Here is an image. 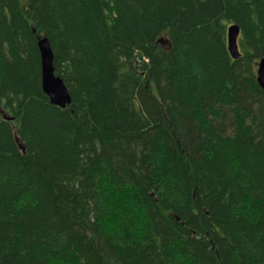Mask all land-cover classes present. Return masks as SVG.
Segmentation results:
<instances>
[{"label":"trees","instance_id":"trees-1","mask_svg":"<svg viewBox=\"0 0 264 264\" xmlns=\"http://www.w3.org/2000/svg\"><path fill=\"white\" fill-rule=\"evenodd\" d=\"M261 59L264 0H0V264H264Z\"/></svg>","mask_w":264,"mask_h":264},{"label":"water","instance_id":"water-1","mask_svg":"<svg viewBox=\"0 0 264 264\" xmlns=\"http://www.w3.org/2000/svg\"><path fill=\"white\" fill-rule=\"evenodd\" d=\"M238 35L239 29L236 25H231L227 28V49L232 59H236L239 55L237 50ZM156 44L164 51H169L171 47L169 40L164 36L158 38ZM37 48L40 55V83L42 92L51 105L63 109L70 104L71 100L63 82L54 74L52 64L53 55L48 40L45 37L39 38L37 41ZM256 76L257 84L261 88H264V59H261L258 63ZM15 141L18 144V148L23 152L24 150L20 142L18 140Z\"/></svg>","mask_w":264,"mask_h":264},{"label":"clouds","instance_id":"clouds-1","mask_svg":"<svg viewBox=\"0 0 264 264\" xmlns=\"http://www.w3.org/2000/svg\"><path fill=\"white\" fill-rule=\"evenodd\" d=\"M174 259L178 262V264H184L182 258H180L179 256H175Z\"/></svg>","mask_w":264,"mask_h":264},{"label":"bare ground","instance_id":"bare-ground-1","mask_svg":"<svg viewBox=\"0 0 264 264\" xmlns=\"http://www.w3.org/2000/svg\"><path fill=\"white\" fill-rule=\"evenodd\" d=\"M226 42H227V33H226ZM228 50V49H227ZM238 50V49H237ZM229 53V52H228ZM230 55V54H229ZM239 56V55H238ZM238 58V57H237ZM236 58V59H237ZM235 60V59H234ZM258 63H259V61H258ZM258 63H257V65H256V70L255 71H257V67H258ZM255 74H256V72H255ZM255 79H257V76H255ZM257 83V82H256ZM259 86V85H258ZM260 87V86H259ZM51 104V103H50Z\"/></svg>","mask_w":264,"mask_h":264},{"label":"rangeland","instance_id":"rangeland-1","mask_svg":"<svg viewBox=\"0 0 264 264\" xmlns=\"http://www.w3.org/2000/svg\"><path fill=\"white\" fill-rule=\"evenodd\" d=\"M133 215H134V213H133ZM111 224H113V222Z\"/></svg>","mask_w":264,"mask_h":264}]
</instances>
